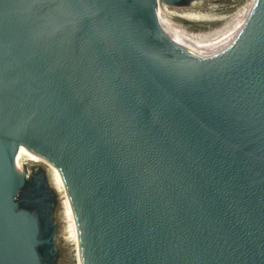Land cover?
Instances as JSON below:
<instances>
[{
    "label": "water",
    "instance_id": "water-1",
    "mask_svg": "<svg viewBox=\"0 0 264 264\" xmlns=\"http://www.w3.org/2000/svg\"><path fill=\"white\" fill-rule=\"evenodd\" d=\"M24 147L81 264H264V0H0V264H55Z\"/></svg>",
    "mask_w": 264,
    "mask_h": 264
},
{
    "label": "flooded vegetation",
    "instance_id": "flooded-vegetation-1",
    "mask_svg": "<svg viewBox=\"0 0 264 264\" xmlns=\"http://www.w3.org/2000/svg\"><path fill=\"white\" fill-rule=\"evenodd\" d=\"M20 204L23 208L34 212L40 221L43 236L48 235L53 230V193L49 186L48 178L43 170L38 167L32 168L27 173L26 183L20 191ZM51 210V212H50ZM50 246H45L42 250L45 262L53 264V254L49 251Z\"/></svg>",
    "mask_w": 264,
    "mask_h": 264
},
{
    "label": "rangeland",
    "instance_id": "rangeland-1",
    "mask_svg": "<svg viewBox=\"0 0 264 264\" xmlns=\"http://www.w3.org/2000/svg\"><path fill=\"white\" fill-rule=\"evenodd\" d=\"M209 1H224V0H209ZM22 167V166H21ZM38 167L43 170L48 178L50 189L53 193V208L52 216L53 222L56 225L55 234V264H77V249L67 232V222L64 215L63 201L64 195L55 190L50 179V168L49 166L42 163H33L25 161L23 172L26 174L32 170V168ZM59 194H58V193ZM62 204V205H61ZM62 218V219H61ZM65 225V226H64ZM65 230V231H64ZM64 237V238H63Z\"/></svg>",
    "mask_w": 264,
    "mask_h": 264
},
{
    "label": "bare ground",
    "instance_id": "bare-ground-1",
    "mask_svg": "<svg viewBox=\"0 0 264 264\" xmlns=\"http://www.w3.org/2000/svg\"><path fill=\"white\" fill-rule=\"evenodd\" d=\"M22 156L24 158V161H30L33 163H42V164L49 166V168H50V176L49 177L51 179V183L54 186L55 190L58 191L59 193H62L64 195V198H65L63 201V209H64V215L63 216L65 217L66 222H67V232L69 234V237L71 238L73 243L76 245L77 264H81L80 253H79V240H78V233H77L75 218H74V215H73V212L71 209V205H70L69 200L67 198L66 190H65L63 180L61 178L59 171L57 169H55V167H53L45 159H43L41 156H39L37 153H35L34 151H32L31 149H29L27 147L23 148ZM17 170L18 171L20 170L23 172L22 167L20 165H19V167H17Z\"/></svg>",
    "mask_w": 264,
    "mask_h": 264
}]
</instances>
